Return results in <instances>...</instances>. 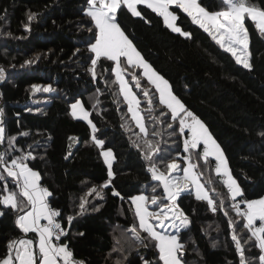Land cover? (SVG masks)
I'll list each match as a JSON object with an SVG mask.
<instances>
[{
    "label": "trees",
    "instance_id": "1",
    "mask_svg": "<svg viewBox=\"0 0 264 264\" xmlns=\"http://www.w3.org/2000/svg\"><path fill=\"white\" fill-rule=\"evenodd\" d=\"M199 2L209 10L225 7L222 0ZM248 2L264 9V0ZM87 4L88 0H0V68L4 69L0 125L5 129L0 153L8 163L25 158L23 162L39 173L41 183L51 193L48 201L61 209L69 225L68 234L60 241L85 264H163L155 246L158 242L139 227L130 197L146 191L151 196L159 195L157 205L166 202L161 182L153 179L149 166L154 163L165 174L172 161L184 167L187 132H180L177 117L173 119L171 110L159 103L155 86L139 77L140 87L148 90L147 96L139 91L147 139L159 148L152 153L151 162L145 158L144 134L139 133L118 93L120 84L112 71L113 61L100 57L95 76L90 71L95 57L89 46L97 29L86 14ZM138 6L139 17L125 5L117 10L121 29L214 135L241 186L243 196L237 200L263 197L264 34L255 21L244 18L251 53L249 70L176 6L172 9L178 16L177 24L191 33L190 38L173 32L163 17L146 5ZM31 13L36 15L29 21ZM122 63L131 76L133 67L124 57ZM36 83H49L54 92L34 91ZM35 96L48 99L34 102ZM77 98L89 110L95 133L88 121L71 114V102ZM153 132L158 134L153 136ZM93 135L103 140V145H97ZM10 137L15 138L11 147ZM103 148L114 151L111 178ZM197 169L215 204L197 199L192 190L178 196V206L189 220L178 233L184 246L179 252L181 259L185 264H240V252L232 239L235 234L246 264H260L262 252L244 227L245 217L237 215L229 193L220 188L214 176L201 167ZM0 177V198L14 191L19 204L23 197L18 179L9 176L3 165ZM114 191L120 195H114ZM81 198L85 201L83 212L79 208ZM0 213L2 258L8 241L25 233L15 223L19 208L0 204ZM68 216L73 217L70 223ZM137 234L143 243L136 239Z\"/></svg>",
    "mask_w": 264,
    "mask_h": 264
},
{
    "label": "snow or ice",
    "instance_id": "2",
    "mask_svg": "<svg viewBox=\"0 0 264 264\" xmlns=\"http://www.w3.org/2000/svg\"><path fill=\"white\" fill-rule=\"evenodd\" d=\"M222 3L225 6L222 10L210 13L201 6L199 0H88L89 8L86 10V14L95 21V26L98 29L95 43L89 46L90 50L95 53V58L92 59L93 68H91L90 71H92L93 76H95L94 67L100 57H105L110 61L116 62V66L112 71L115 73L117 81H119L120 91L128 101V110L132 113V119L136 122L139 133L144 134L145 158L151 162L152 153L158 152L159 148L152 140L147 139L148 130L145 126L143 117L137 110L140 101L131 91L128 82L123 78V70L120 67L121 57H125L129 65L143 68V75L155 85L159 92V103L171 110L173 119L180 116V132L183 133L185 128L190 130V139L184 141L185 151L189 148L196 149L202 142L205 149L204 156L214 155L216 157L218 162L216 165V172L220 174L223 170V175L226 177L224 183L228 186L233 199H235L237 196H243V192L227 168V161L223 149L217 143L207 125L194 112L188 109L183 101L172 92L169 82L144 60L133 42L125 35L116 18L117 10L120 9L122 5H125L133 16H141V12L137 10V5L143 4L163 17L165 25L173 32L180 33L190 38L191 33L184 32L181 27L177 26L176 21L178 16L173 11L169 10L170 6L174 5L176 8L182 10L183 13H186L188 17H191L193 23L198 24L208 32L221 48H225L227 52L231 53L238 64H242L244 68L251 70L249 34L244 27L243 20L245 15H247L256 22L257 29L264 34V9H259L251 5L248 0H222ZM35 15V13L29 14L28 20L31 21ZM238 49L240 50V54H238ZM29 62L30 61H26V63ZM3 75L4 69L0 68V79H3ZM133 79L136 80V86L138 87V77L133 76ZM32 88L34 91L43 90L48 92L52 90L50 85H33ZM144 95H148L147 90H145ZM149 103H152L151 100H149ZM133 105L137 107L134 108ZM78 107L80 108V115L82 118L88 120L89 114L83 109L80 101L71 105L73 110L72 114L74 116L77 115L76 110ZM161 114L163 115V112H161ZM88 122L92 126L93 133H95L97 131L96 126L92 124L90 120ZM169 127H171V125H169ZM4 133L5 129L0 127V142H3L5 138ZM139 133H137V135H139ZM157 134L156 132L152 133L153 136ZM14 139V137L8 138L10 147ZM92 139L97 145H103L104 143L103 140L96 139L95 135H93ZM136 146L140 147L139 144ZM27 155L31 156L32 154L28 153ZM102 155L105 157V163L108 165V177L111 178L114 175L110 159V157L113 156L112 150L108 149L104 151ZM23 159L25 158L17 157L12 159L10 161L12 167H8L5 155L0 153V165L5 167L9 176L17 177V186L20 188V195L26 198V200H22L18 204L17 193L9 192L8 195L0 198V204L5 206L10 205L13 209L19 208V211L24 213L23 215H18L15 220L16 225L24 233H28L29 231L38 233L39 252L41 254L39 264H58V259L62 260L63 264H85L84 261L75 260L74 253L67 244H57L53 242V237H55L56 241H59L61 235L64 234L62 225L56 220V217L60 216L61 213L59 210L49 206L46 197L50 196L51 193L47 188L39 184V173L24 163ZM177 167L178 165L175 162L167 165L169 171ZM192 167H195V165H190L189 168L184 169L183 180L187 183L183 186L187 187L188 183L195 184L197 199H205L210 206H213L215 202L207 195L203 185L199 183L198 176L191 173ZM149 170L152 172L153 179L163 182L164 192L167 194L168 200L175 201L177 192L180 188L177 181L166 176L163 172L158 174L157 166L154 163H150ZM20 178H22V184L19 183ZM104 186L106 187L107 185L105 184ZM4 188L7 190V185H5ZM172 188H175L176 191L171 190ZM91 191H95V189H90V192ZM155 191L156 189L154 188L153 192ZM113 194L116 196L120 195L119 192L115 191ZM97 195H99L98 192ZM157 199L158 198L153 195L150 202L156 203ZM130 200L135 205V215L139 219V227L149 233L154 240L158 241L155 246L159 249V259L163 261V264H181V260L178 258L177 253L180 252L184 246L179 242L177 235L166 236L157 232L154 225L149 222V218H155L159 221L168 219V211L171 209H161L160 212L148 211L145 207V202L149 201V198L143 194L132 196ZM242 202L247 206L246 211H241L238 205H236L234 207L237 208V215L246 218L244 227L251 232V237H255L257 246L261 249V252L264 253V197L255 200H244ZM29 206L30 210L25 211V208ZM175 207L177 206L173 205V208ZM79 208L81 212L85 210V201L83 198H81ZM215 210L216 208L213 207V211ZM0 215H2V213H0ZM41 219L47 220V224L41 225ZM72 219V216L67 217L69 223ZM174 219H181L182 225H187L189 223L187 216L182 213V210H180L178 215L174 216ZM257 220L260 221L259 226H256ZM173 226L175 227V224H173ZM132 231L133 233L136 232L135 226H133ZM251 237H249V239H251ZM136 239L143 243V240L138 234L136 235ZM232 239L236 242L237 250L240 252V264H246L244 253L237 236L233 234ZM32 244V240H9L6 245L7 253L4 257L0 258V264H37L35 252L30 247ZM144 246L147 247L146 244ZM115 250L114 248V251ZM259 261L260 264H264V254L259 256ZM117 264H122V262L117 261ZM145 264H150V262L145 261ZM248 264H251V262H248Z\"/></svg>",
    "mask_w": 264,
    "mask_h": 264
},
{
    "label": "rangeland",
    "instance_id": "3",
    "mask_svg": "<svg viewBox=\"0 0 264 264\" xmlns=\"http://www.w3.org/2000/svg\"><path fill=\"white\" fill-rule=\"evenodd\" d=\"M201 4V3H200ZM201 6L202 7H204L202 4H201ZM89 8V4H87V8H86V10ZM208 12H216V11H220V10H209V9H207L206 7H204ZM137 10L138 11H140L139 10V6L137 5ZM170 11H173L174 12V10L172 9V6H170V9H169ZM175 14H176V12H174ZM177 15V14H176ZM247 15H245V17H246ZM93 22H94V24H95V21L93 20ZM176 24H177V21H176ZM243 24H244V20H243ZM177 26H179V27H181L179 24H177ZM244 27H245V25H244ZM97 29V28H96ZM181 29L184 31V32H186L182 27H181ZM96 33H98V29H97V32ZM93 43H95V39H94V41L92 42V44ZM238 54H240V50L238 49ZM142 55V54H141ZM94 57H95V53H94ZM125 58V57H124ZM144 58V57H143ZM126 59V58H125ZM144 60H146L145 58H144ZM126 61H127V59H126ZM147 61V60H146ZM151 66H152V64L149 62V61H147ZM128 63V62H127ZM116 66V62L115 61H113V68ZM131 67H133V70H129L130 71V73H131V76H129L128 75V70L127 69H125V67L123 66V63H122V57L120 58V67H121V69L123 70V78L128 82V85H129V87L131 88V91L135 94V96L137 97V99L140 101V103H139V106H138V111H139V113H140V115L143 117V119H144V123H145V126H146V128H147V125H146V121H145V117H144V113H143V109H142V102H141V99L143 98L141 95H139V91H142L143 93H145V90H147L146 88H141L140 86H141V84L139 83V86L137 87L136 86V80L135 79H133V76H136V77H138V79H139V77H145V78H147L146 76H144L143 75V68H141V67H138V66H133V65H130ZM153 67V66H152ZM154 68V67H153ZM155 69V68H154ZM127 70V71H126ZM139 70V72H137ZM156 70V69H155ZM157 71V70H156ZM158 72V71H157ZM160 75H162L160 72H158ZM115 74V73H114ZM163 76V75H162ZM115 77H116V75H115ZM164 77V76H163ZM165 78V77H164ZM148 79V78H147ZM166 79V78H165ZM167 80V79H166ZM168 81V80H167ZM169 82V81H168ZM151 83V82H150ZM152 84V83H151ZM34 85H41V86H49L50 84L49 83H36V84H34ZM153 86H155L154 84H152ZM169 85H170V83H169ZM51 86V85H50ZM170 87H171V85H170ZM156 88V87H155ZM51 89H52V87H51ZM171 90H172V88H171ZM41 91H43V90H41ZM156 91H157V89H156ZM45 92V91H44ZM52 92H54L53 91V89L51 90V91H48V92H46L47 94H49V93H52ZM172 92H173V90H172ZM118 93H119V95L124 99V101H125V103L127 104V109H129V104H128V101L125 99V97H124V94L120 91V86H119V88H118ZM147 93H148V90H147ZM174 93V92H173ZM157 95H158V97H159V92L157 91ZM178 97V96H177ZM179 98V97H178ZM46 99H48L46 96L45 97H43V96H35L34 97V102H39V101H41V100H46ZM77 101H80V103H81V105H82V107H83V109L84 110H86L87 112H88V114H89V116H88V120H86V121H89L90 120V113H89V110L84 106V104H83V102H82V99L81 98H77V99H75V100H73L72 102H71V105L72 104H74V103H76ZM71 105H70V110H71V114H72V108H71ZM133 107L134 108H136L137 106L136 105H133ZM76 112H77V115H73L75 118H78V119H83L82 118V116L80 115V108L78 107L77 108V110H76ZM128 112H129V110H128ZM182 115V114H181ZM129 116L132 118V113H130L129 112ZM85 120V119H84ZM91 121V120H90ZM134 121V120H133ZM177 121H178V123H179V126H180V116H177ZM135 122V121H134ZM136 123V122H135ZM0 127H3L2 125H0ZM186 130H188V128H185L184 129V132L186 133L187 131ZM191 133V132H190ZM214 136V135H213ZM186 139H190V137L188 138V136L186 135V134H184V140H186ZM202 143V142H201ZM218 143V142H217ZM203 144V143H202ZM219 144V143H218ZM220 145V144H219ZM222 148V147H221ZM108 149H111L112 150V154H113V156L112 157H110V159H111V163L113 162V160H114V157H115V155H114V151H113V149L112 148H103L102 150H103V152L104 151H107ZM201 152H203V153H201ZM200 152V149H199V146L196 148V149H191V148H189L188 150H187V155L184 157L185 158V166H184V168H183V170L185 169V168H189L190 167V165H195V167H192L191 168V173L192 174H195V175H197L198 176V180H199V183L200 184H202L203 185V188H204V190L207 192V195L211 198V196H210V193H209V190H208V188H207V186H206V184H205V182H203V180H202V178H201V176H200V174H199V171H198V169L197 168H199L200 167V164L201 165H203L204 167H208V166H210V164L211 163H218L217 162V160H216V157L214 156V155H208L207 157H205L204 156V151H201ZM224 152V151H223ZM200 155V158L198 157ZM224 156H225V158H226V155H225V153H224ZM104 159H105V157H104ZM226 161H227V168H228V170H229V172H230V174H231V176L236 180V182H237V184L239 185V188L241 189V186H240V184H239V182H238V180L232 175V173H231V171H230V167H229V163H228V160H227V158H226ZM170 163H172V162H170ZM169 163V164H170ZM213 173L215 174V175H223V170L221 171V173L220 174H218L217 172H216V169L213 171ZM183 177L184 176H179L178 178L179 179H181V181H178L177 183L180 185V189H182V191H188V190H192L193 189V191L195 192V194H196V196H197V190H196V185L195 184H192V183H188V186L187 187H184L183 185L185 184V183H187V182H185L184 180H183ZM224 184V186L226 185L224 182H221V181H218V184ZM163 188V187H162ZM220 188H222V187H220ZM242 190V189H241ZM164 191V190H163ZM141 194H143V195H145V196H147L148 198H149V201H147V202H145V207L148 209V211H150V212H160L161 211V209H165V208H168V209H171V210H169L168 211V219H165V220H163V221H159V220H156L155 218H149V222L150 223H152L153 225H154V227H155V230L157 231V232H160V233H162V234H164V235H166V236H171V235H177V237H178V240H179V236H178V233H179V231L181 230V229H183L184 227H186L187 225H182L181 224V219H174V216L175 215H178L179 214V212H180V207L178 206V203H177V198H178V196H177V198H176V200L175 201H169L168 199H166V202L164 203H161V204H159V205H157V204H155V203H151L150 201H151V197L153 196H151V194H147V192L146 191H144V192H140V193H137L136 195H134V196H138V195H141ZM203 194V193H202ZM157 198H159V195L158 194H154ZM230 195V194H229ZM264 197V196H263ZM261 198V197H260ZM259 199V198H258ZM158 200V199H157ZM255 200V199H254ZM242 201H244V200H242ZM242 201H239L238 200V203L236 204V205H238V207H239V209L241 210V211H246V204H244ZM173 205H175V206H177V207H175V208H173ZM182 213L185 215V213L182 211ZM162 214V213H161ZM246 219V218H245ZM260 222V221H259ZM173 224H175V227L173 226ZM256 226H257V223H256ZM158 242V241H157ZM180 242V241H179ZM181 243V242H180ZM177 256H178V258L181 260V264H185L184 262H183V260L181 259V257H180V255H179V252L177 253Z\"/></svg>",
    "mask_w": 264,
    "mask_h": 264
},
{
    "label": "crops",
    "instance_id": "4",
    "mask_svg": "<svg viewBox=\"0 0 264 264\" xmlns=\"http://www.w3.org/2000/svg\"><path fill=\"white\" fill-rule=\"evenodd\" d=\"M200 3V2H199ZM187 131V136H188V138L189 137H191V133H190V130L188 129V130H186ZM199 149H200V152L201 151H204L205 149H204V145L201 143L200 145H199ZM201 153H203V152H201ZM187 155V154H186ZM199 158H200V155L198 156ZM114 161V160H113ZM172 162H175L177 165H178V167L177 168H175V169H172V170H170L167 174H166V176H168V177H170L171 179H173V180H175V181H181V179H179L178 177L179 176H184V170H183V168L184 167H182V165H181V163L179 162V161H172ZM112 164H113V162H112ZM216 165H217V163H211L210 164V166H206V167H204L203 165H201L200 164V167L204 170V172H208V173H211L213 176H214V178L217 180V182H218V177L219 176H224V175H215L214 173H213V171L216 169ZM4 167V166H3ZM8 167H12V165H11V163L9 162L8 163ZM5 168V167H4ZM17 178V177H16ZM20 184H22V178H20ZM39 184L42 186V187H44V188H47V186H45V185H43L42 183H41V178H40V180H39ZM219 186L220 187H222L223 189L227 186V185H225L224 186V184H220L219 183ZM48 189V188H47ZM174 191H176V189L175 188H172ZM48 191H49V189H48ZM192 191H193V189H192ZM12 192H14V191H12ZM50 192V191H49ZM182 192H184V191H182V189H180L179 188V191L177 192V196H179ZM194 192V191H193ZM228 192V191H227ZM195 193V192H194ZM230 195V198L232 199V201H233V208L237 211V208L236 207H234V206H236V204L238 203V198L240 197V196H237L235 199H233V197H232V194H231V192H228ZM9 194V192H7L4 196H6V195H8ZM17 198H18V195H17ZM19 198H20V196H19ZM48 198H49V196L48 197H46V200H47V203H48ZM23 199H26V198H23ZM22 199V200H23ZM21 200V201H22ZM20 201V202H21ZM239 201H242V200H239ZM17 202H18V199H17ZM19 202V203H20ZM156 204V203H155ZM30 210V206L25 210V211H29ZM24 213L23 212H21L19 215H23ZM189 221V220H188ZM256 223H257V226H259V224H260V222H259V220H257L256 221ZM40 224L41 225H44V224H47V220H44V219H41V221H40ZM31 233V234H28V233ZM28 233H25L21 238H18V239H16V240H19V239H24V240H32L33 241V244L30 246L31 248H32V250L35 252V255L37 254L38 255V261H40V258H41V254H40V252H39V235H38V233H36V232H33V231H29ZM53 242L54 243H57V244H66L65 242H63V241H56L54 238H53ZM261 254H264V253H261ZM59 259H58V264H59Z\"/></svg>",
    "mask_w": 264,
    "mask_h": 264
},
{
    "label": "built area",
    "instance_id": "5",
    "mask_svg": "<svg viewBox=\"0 0 264 264\" xmlns=\"http://www.w3.org/2000/svg\"><path fill=\"white\" fill-rule=\"evenodd\" d=\"M225 179H226L225 176H219V177H218V181H221V182H224ZM224 189H225L226 191L230 192L228 186H226ZM48 204H49V206H50L51 208L57 209V210H59L60 213H61L60 216L56 217L57 222H59V223L62 225V228L64 229V234L61 235V237H60V240H61L63 237H65V236L68 234V232H69V225L65 223V220H64V217H63V215H62L61 209L58 208V207H56V206H54V205H52L49 201H48ZM53 238L55 239V237H53ZM60 240H59V241H60ZM74 258H75V260H77V261H83L81 258H78V257H76V256H74ZM59 264H63V261L60 260V261H59Z\"/></svg>",
    "mask_w": 264,
    "mask_h": 264
},
{
    "label": "water",
    "instance_id": "6",
    "mask_svg": "<svg viewBox=\"0 0 264 264\" xmlns=\"http://www.w3.org/2000/svg\"><path fill=\"white\" fill-rule=\"evenodd\" d=\"M160 172L158 171V174H159ZM166 175V174H165ZM154 180H156V179H154ZM156 181H159V180H156ZM159 182H161V185H162V187H163V190H164V185H163V182L162 181H159ZM171 190H173V189H171ZM174 191V190H173ZM164 194H165V199H168L167 198V194L164 192ZM241 248H242V246H241ZM36 257H37V264H39V259H38V255L36 254Z\"/></svg>",
    "mask_w": 264,
    "mask_h": 264
}]
</instances>
